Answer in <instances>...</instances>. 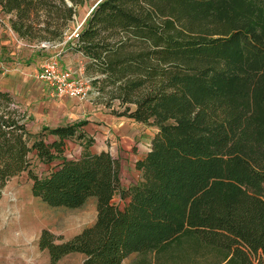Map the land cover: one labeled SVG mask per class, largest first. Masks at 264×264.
Masks as SVG:
<instances>
[{
    "label": "trees",
    "instance_id": "1",
    "mask_svg": "<svg viewBox=\"0 0 264 264\" xmlns=\"http://www.w3.org/2000/svg\"><path fill=\"white\" fill-rule=\"evenodd\" d=\"M82 3L0 0V12L17 37L59 42ZM67 50L101 77L90 81L97 92L112 88L122 111L111 114L155 133L138 181L122 186L116 160L90 152L84 122L31 134L0 91V192L26 173L48 207L94 199L95 219L78 234L39 232L47 264L72 254L81 264L131 254L142 256L135 264H264V0H100ZM68 141L81 148L74 159ZM33 158L46 173L31 171Z\"/></svg>",
    "mask_w": 264,
    "mask_h": 264
},
{
    "label": "rangeland",
    "instance_id": "2",
    "mask_svg": "<svg viewBox=\"0 0 264 264\" xmlns=\"http://www.w3.org/2000/svg\"><path fill=\"white\" fill-rule=\"evenodd\" d=\"M98 1L100 0H83L82 5L75 8L73 21L68 25V28L62 35V40L59 42H47L46 40L38 38L26 40L17 37L9 27L8 21L12 19V17L0 12V88L2 87V90H0L4 92L5 89H13L16 90L20 96H22L24 92L28 95V92L30 91H41L33 83L32 77L42 61L53 56H57L59 64L63 56H70L72 61V64L70 65H72V68L76 70L80 69L86 78L90 77V79H92L91 81H93L95 77L96 79H101L99 76H90L84 72L86 61L79 54L80 58L76 60L73 55L75 53L67 50L68 40L66 39L67 35L75 28H81L91 8ZM41 19L42 17L39 18V20ZM37 27L41 28L42 24H38ZM97 87H100V84H94L93 82H91L89 87L90 90L88 97L92 95L90 98L93 99V108L98 105H104L105 107H109L111 111H122V108L118 106L119 102L112 99L114 94L111 91L112 88L110 86H106L103 90H99L98 92L96 91V89H99ZM10 95L18 109L25 112L27 129L31 134L39 132L41 127L51 128L50 125H41L38 121H35L34 119L38 120V118H33L30 115L28 108L27 111L24 110V104L29 98L21 99L20 97H16L17 99H15L12 94ZM121 128L124 129L126 134L132 131V137H138L140 142H142L141 138H143V143H145L143 144L144 149L148 147V137H150L155 131V129L151 127H139L134 130L132 129L133 127L129 125H123ZM125 136L126 135L120 137L122 141ZM48 140H51V137H49ZM80 151L81 148L77 142L68 141L65 143L64 156L66 159L76 158ZM47 168L48 167L39 164L36 159L33 158L31 171L34 174L40 176L46 173ZM121 179L128 182L129 180L138 181L139 178L134 179L131 175H127L126 177L125 174L122 175L121 173ZM112 203L121 208V203L117 198H114ZM94 217L95 211L93 198L87 199L84 205L78 209L69 210L48 207L31 196L30 181L28 180L26 173H22L10 178L4 184L0 192V254L2 252L15 250L27 253L38 251L36 241L39 232L43 229L50 232L57 239L67 240L78 234L83 228L90 226L94 221ZM173 252L174 247H171L166 253L172 255ZM72 255L76 256H71L69 258L71 259V264H77L79 257L81 256L78 254ZM141 258L142 256L131 254L126 257L121 264H135ZM146 258L153 260L151 254H148ZM42 259L43 256H39V260ZM36 260H38V258ZM161 261L162 260H160V262ZM171 261L173 264V260ZM171 261L162 264H171Z\"/></svg>",
    "mask_w": 264,
    "mask_h": 264
},
{
    "label": "crops",
    "instance_id": "3",
    "mask_svg": "<svg viewBox=\"0 0 264 264\" xmlns=\"http://www.w3.org/2000/svg\"><path fill=\"white\" fill-rule=\"evenodd\" d=\"M73 55L76 60L80 58L78 54ZM63 57L60 62L61 68H71L75 71L80 70H76L71 67L72 65L70 64H72V61L70 56L67 57L65 55ZM32 81L41 91H30L28 92V95L24 92L22 96H20L17 91L13 89H5L4 92L12 94L15 99H17L16 97H20L21 99L29 98V100L24 104V110L27 111L28 108L30 115L33 118H38V120H34L38 121L41 125H50L51 128H54L71 125L78 121H85L82 131L84 135L89 137L92 141L89 148L90 152L95 154L99 152H108L109 155L116 160L119 169L120 183L122 186L135 184L137 182V180H129L130 182H125V180L121 179V173L122 175L125 174L126 177L127 175H131L134 179L139 178V173L135 170L134 165L137 161L142 160L148 152L149 143L155 131L150 135V137H148V147L144 149L143 144L145 143H143V138H141L142 142H140L138 137H132V131L126 134L124 129L121 128L123 125H129L133 127L132 129L136 130L139 127L142 128L144 126L124 117H116L110 113L111 110L107 106L95 105L96 107L93 108V99L90 98L92 95L82 101L66 97H51L47 86L38 83L34 79V76L32 77ZM15 107L18 108L16 105ZM124 135L126 136L122 141L120 137H123ZM41 255L43 256V259L39 260V256ZM71 256L76 255L62 257L56 264H71V259H69ZM37 258L38 260H36ZM81 261L82 258L79 257L77 264H81ZM47 262L48 259L45 252L40 250L28 253L15 250L2 252L0 254L1 264H47Z\"/></svg>",
    "mask_w": 264,
    "mask_h": 264
},
{
    "label": "built area",
    "instance_id": "4",
    "mask_svg": "<svg viewBox=\"0 0 264 264\" xmlns=\"http://www.w3.org/2000/svg\"><path fill=\"white\" fill-rule=\"evenodd\" d=\"M79 27L75 28L66 37L68 41L77 38ZM34 79L47 86L51 97H66L85 100L90 90V79L86 78L81 70L61 68L57 56L42 61L34 74Z\"/></svg>",
    "mask_w": 264,
    "mask_h": 264
},
{
    "label": "water",
    "instance_id": "5",
    "mask_svg": "<svg viewBox=\"0 0 264 264\" xmlns=\"http://www.w3.org/2000/svg\"><path fill=\"white\" fill-rule=\"evenodd\" d=\"M98 2H99V1H98ZM98 2H97V3H98ZM97 3H96V4H97ZM96 4H94V6H95ZM94 6H93L92 8H94ZM92 8H91V10H92ZM91 10H90V11H91Z\"/></svg>",
    "mask_w": 264,
    "mask_h": 264
}]
</instances>
